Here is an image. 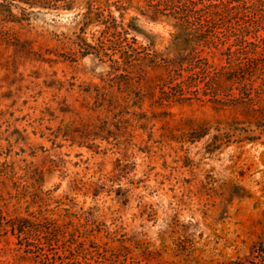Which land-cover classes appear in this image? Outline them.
Listing matches in <instances>:
<instances>
[{
    "label": "rangeland",
    "instance_id": "obj_1",
    "mask_svg": "<svg viewBox=\"0 0 264 264\" xmlns=\"http://www.w3.org/2000/svg\"><path fill=\"white\" fill-rule=\"evenodd\" d=\"M144 6L0 0V205L54 220V264H222L264 238V116L150 95L170 69L224 64L230 40L197 36L173 3L155 22ZM109 13L136 51L105 30ZM6 228L0 264L40 263Z\"/></svg>",
    "mask_w": 264,
    "mask_h": 264
},
{
    "label": "trees",
    "instance_id": "obj_2",
    "mask_svg": "<svg viewBox=\"0 0 264 264\" xmlns=\"http://www.w3.org/2000/svg\"><path fill=\"white\" fill-rule=\"evenodd\" d=\"M170 3L174 6L173 14L197 36L205 34L206 31L215 34L218 28H222L220 33L224 40L221 43L225 39L231 43L227 47L225 63L219 67L207 63L206 66H199L200 71L197 74L193 72L194 64L190 63L187 67L190 73L185 77L180 73H174L179 78L173 74L174 77L171 72L175 70L170 69L166 76L152 81L150 95L155 96L153 103L171 105L201 100L212 103L215 110L228 106L235 113L254 116L259 112L264 116V105L261 103L264 94V0H144V8L150 13L143 14L148 20L155 22L162 14L161 6ZM107 17L105 30H112L117 43L123 46V53L127 55L130 51H136L131 45H123L127 41L124 36L127 30L123 25H120L121 30H117L119 24L115 17L110 13ZM177 79L180 80L176 81ZM198 83L204 85L202 94L208 96L207 98L198 96ZM232 86L238 90V96L226 93ZM192 87L196 89L192 91ZM156 88H159L157 95L154 92ZM188 92L196 94L193 97L185 96ZM98 94L94 96V107L102 104L98 101L101 94ZM112 103L109 99L108 105ZM163 114L170 113L165 111ZM52 221L54 220L47 216L36 219L16 216L7 219L0 205V235L1 231L7 232L6 226L9 225L12 235L17 238V245L35 247L42 257L38 264H54L56 260L63 262L62 255L57 251L52 257L45 253L46 246H52L53 242L59 241L58 228L51 225ZM31 250L27 249L28 252ZM222 264H264V238L254 243L248 256Z\"/></svg>",
    "mask_w": 264,
    "mask_h": 264
}]
</instances>
